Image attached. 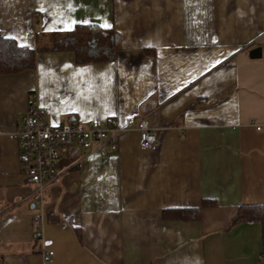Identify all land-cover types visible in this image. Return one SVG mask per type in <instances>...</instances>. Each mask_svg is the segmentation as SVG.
Wrapping results in <instances>:
<instances>
[{"label":"crops","instance_id":"crops-1","mask_svg":"<svg viewBox=\"0 0 264 264\" xmlns=\"http://www.w3.org/2000/svg\"><path fill=\"white\" fill-rule=\"evenodd\" d=\"M85 20L121 33L113 61L48 49L0 74V264H264L263 225L234 222L264 203V0H0V37L31 48ZM33 94L54 123L145 115L159 142L142 149L131 129L116 152L65 162L42 237L10 137ZM194 207L201 217L172 213Z\"/></svg>","mask_w":264,"mask_h":264},{"label":"built area","instance_id":"built-area-1","mask_svg":"<svg viewBox=\"0 0 264 264\" xmlns=\"http://www.w3.org/2000/svg\"><path fill=\"white\" fill-rule=\"evenodd\" d=\"M30 102L26 120L10 133V137L21 146L26 179L36 185L33 195L35 203L41 208L35 214L37 237H42L44 233L46 186L58 179L65 162L73 163L88 153L109 155L116 152L118 139L131 129L138 131L142 149H154L159 144L158 128L145 115H130L123 123L107 125L68 115L66 121L54 123L47 116L48 107L42 105L35 94ZM52 254L53 251H49V255Z\"/></svg>","mask_w":264,"mask_h":264},{"label":"trees","instance_id":"trees-1","mask_svg":"<svg viewBox=\"0 0 264 264\" xmlns=\"http://www.w3.org/2000/svg\"><path fill=\"white\" fill-rule=\"evenodd\" d=\"M51 40L38 38L36 47L22 46L15 39L0 37V74H14L34 68L37 53L42 50L73 51L78 63L113 61L120 47L121 33L116 28H103L95 24H77L65 33L50 35ZM212 200H204L202 205H213ZM202 207L176 209L173 215L181 218H199ZM234 222L259 221L264 231V203L241 205ZM264 234V232H263Z\"/></svg>","mask_w":264,"mask_h":264},{"label":"snow or ice","instance_id":"snow-or-ice-1","mask_svg":"<svg viewBox=\"0 0 264 264\" xmlns=\"http://www.w3.org/2000/svg\"><path fill=\"white\" fill-rule=\"evenodd\" d=\"M40 10L43 11L44 9L41 8ZM72 23H75V21H73ZM81 23L88 24L89 21L85 20V21H81ZM100 26H101V27H104V28H110V27H111V25L108 24V23H106V22L103 23V24H101ZM7 38H10V39H18L17 37H13V36H10V37H7ZM22 46H23V45H22ZM216 63L218 64V63H220V61L217 60Z\"/></svg>","mask_w":264,"mask_h":264},{"label":"water","instance_id":"water-1","mask_svg":"<svg viewBox=\"0 0 264 264\" xmlns=\"http://www.w3.org/2000/svg\"><path fill=\"white\" fill-rule=\"evenodd\" d=\"M262 47L261 46H257V48H254L250 51L252 57L254 58H258V56L262 55Z\"/></svg>","mask_w":264,"mask_h":264},{"label":"rangeland","instance_id":"rangeland-1","mask_svg":"<svg viewBox=\"0 0 264 264\" xmlns=\"http://www.w3.org/2000/svg\"><path fill=\"white\" fill-rule=\"evenodd\" d=\"M51 39H52V38H51V37H49V38H47L46 40H48V41H49V40H51Z\"/></svg>","mask_w":264,"mask_h":264}]
</instances>
